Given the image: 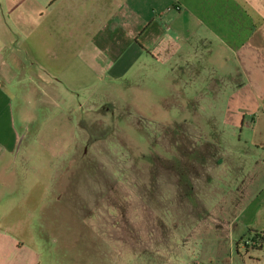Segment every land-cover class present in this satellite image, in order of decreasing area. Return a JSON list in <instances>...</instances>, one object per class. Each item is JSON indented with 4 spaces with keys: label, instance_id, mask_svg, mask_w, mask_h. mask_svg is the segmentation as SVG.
<instances>
[{
    "label": "rangeland",
    "instance_id": "rangeland-1",
    "mask_svg": "<svg viewBox=\"0 0 264 264\" xmlns=\"http://www.w3.org/2000/svg\"><path fill=\"white\" fill-rule=\"evenodd\" d=\"M1 41L12 43L14 62L6 57L12 76L1 82L0 94L12 99L17 134H0L3 144L12 139L0 156L7 162L0 167V229L11 227L28 242L33 225V245L44 234L51 252L43 264L105 263L91 260L90 233L38 226L131 222L143 211L147 225L160 217L168 223L177 192L181 199L191 195L194 177L216 192L219 175L226 174L219 162L230 161L235 145L253 138L240 128L238 106L245 103L234 104L235 118L223 99L203 102L197 97L201 81L187 87L190 77L179 67L155 70L150 56L133 53L108 65L100 49L97 63L84 64L73 49L59 53L57 38L49 47L37 41L28 47L20 35ZM194 75L201 79L204 72ZM260 105L251 111L263 112ZM249 233L252 244H264L260 230ZM238 246L245 257L239 264H264L261 247L255 255L262 261L251 262L245 243Z\"/></svg>",
    "mask_w": 264,
    "mask_h": 264
},
{
    "label": "crops",
    "instance_id": "crops-1",
    "mask_svg": "<svg viewBox=\"0 0 264 264\" xmlns=\"http://www.w3.org/2000/svg\"><path fill=\"white\" fill-rule=\"evenodd\" d=\"M17 35L28 40V47L34 41L49 47L48 40L57 38L59 53L73 49L84 64L97 63L100 49L108 65L119 64L120 54L133 53L150 56L155 70L179 67L190 77L187 87L201 81L197 97L203 102L223 99L232 114L234 104L245 103L238 106L240 128L253 135L250 142L235 145L230 161L219 162L226 174L219 175L216 192L197 177L191 195L181 199L177 192L168 223L160 217L147 225L143 211L131 222L43 224L39 231L90 233L91 260L105 264L115 259L122 264H239L245 257H239L238 245L254 242L248 236L252 229L263 233L264 242V110L251 111L264 104V0H0V42ZM12 55V43L0 45V85L11 79L6 57L13 61ZM10 99L0 94L2 135L17 134ZM6 140L0 142V156L10 148L11 137ZM3 163L7 166L0 160V167ZM33 228L28 242L13 235L11 227L0 229V264L47 262L51 252L43 246L45 235L33 245ZM252 243L246 247L250 261H262L255 252L261 247L264 254V244Z\"/></svg>",
    "mask_w": 264,
    "mask_h": 264
},
{
    "label": "built area",
    "instance_id": "built-area-1",
    "mask_svg": "<svg viewBox=\"0 0 264 264\" xmlns=\"http://www.w3.org/2000/svg\"><path fill=\"white\" fill-rule=\"evenodd\" d=\"M243 242L245 243V247H248V245L250 243H252V241L250 239H245V240H243Z\"/></svg>",
    "mask_w": 264,
    "mask_h": 264
}]
</instances>
